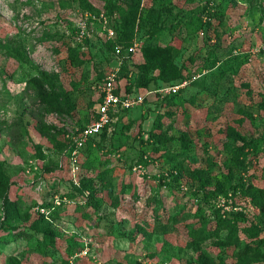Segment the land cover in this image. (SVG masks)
Wrapping results in <instances>:
<instances>
[{
  "label": "rangeland",
  "instance_id": "374dc122",
  "mask_svg": "<svg viewBox=\"0 0 264 264\" xmlns=\"http://www.w3.org/2000/svg\"><path fill=\"white\" fill-rule=\"evenodd\" d=\"M91 1L116 23L135 3ZM74 3L0 0V169L10 182L0 195V233L14 226L27 232L0 243V264H264L239 255L264 239V199L259 206L232 187L244 181L264 189V0H141V52L127 58L128 82L138 84L135 64L146 45H174L177 67L202 78L172 104L151 94L120 113L103 149L82 153L76 176L67 149L93 120L103 78L119 64L110 63L98 35L82 43L87 62L70 63L63 42L75 32ZM196 18L211 20L212 28L189 27ZM159 118L164 143L157 151L149 130ZM183 133L191 144L177 180L163 152L182 150ZM196 168L207 182L190 179ZM83 176L98 188L111 186L100 193V207L79 209L89 193L81 192ZM56 196L68 201L51 231L32 229L36 204ZM220 214L233 218L237 239L229 229L214 232ZM38 241L51 247L41 253ZM85 244L89 254L80 256Z\"/></svg>",
  "mask_w": 264,
  "mask_h": 264
},
{
  "label": "trees",
  "instance_id": "16d2710c",
  "mask_svg": "<svg viewBox=\"0 0 264 264\" xmlns=\"http://www.w3.org/2000/svg\"><path fill=\"white\" fill-rule=\"evenodd\" d=\"M134 1L135 3L133 5L128 6L126 9H122L121 19H120V22L118 23L114 22L115 19L113 17L114 16L113 14H111L109 11L101 10L95 4H93L91 0H75V3L73 5L74 7L73 6L72 7L75 9L89 10L97 15H99L101 12H104L107 15L108 19L110 20V25L114 28L116 32V37L114 39L98 37V40L104 41L107 48L111 50L110 54L113 58L110 61L111 64H113L112 63L113 61H117L115 54H114L115 46L118 44L124 46V50L121 53L122 64L120 68L121 70L119 72V80L123 81L124 79H126V84L123 86V88H125L127 92H131L135 88L136 89H141V88L157 89L166 84H171V83L180 81L185 78H191L193 74L187 75L186 73H184L185 67H180V68L177 67L175 63L176 48L174 45H170V44L166 46L146 45L143 48V52H144L143 62L135 64L137 70L142 71V74L139 76L138 84L137 83L133 84L132 82H128L129 81L128 77L130 75V72L133 71V69L130 67L131 64L127 62V58L133 55L128 54L126 52V48L134 42L135 37L137 36V31H138L137 28L140 27V24L142 22L141 20L142 10L140 8L141 0H134ZM210 21L211 20H206L203 23L201 18H196L194 22L189 25V27H192V28L194 27L196 31L197 30L199 31V29L200 30L203 29L204 26H209L212 28V23ZM97 26L100 27V24L97 23ZM96 40L97 39H88V40H85L84 42L89 43V42H94ZM63 45L65 49L67 50L68 59L70 60V63L73 66L80 67L87 62V59L83 57V54H82L84 53L82 52L83 50H81L82 43H79L76 40V34L74 32V27H73V32L69 34L67 41L63 42ZM201 78L202 76H200L196 80H193L191 83H194L200 80ZM38 94L41 96L43 100L47 102L50 101L49 100L50 96L48 95L46 90L41 88L38 90ZM179 94L180 92L175 95H170V96L166 95L164 97H160L159 95H157V97L164 98V99L167 98L168 103L172 104L173 96H177ZM101 99H102V93L100 91L98 102H100ZM262 105L264 106V103ZM130 110H123L120 113L124 115ZM94 111L96 115L95 108H94ZM115 123L116 122H114L113 125ZM162 127H163V124L161 122V119L159 118L153 123L152 128L149 130V139L154 141V145L156 143H159L157 144L158 146H155V149L157 151L161 150V146L164 143L162 140V136L164 135V132L163 131L161 132ZM112 131H108V128H105L101 133L91 137L88 140L87 144L81 149L80 168H82L81 166L82 153L86 150L91 151L92 149H96V148L103 149V146H101L102 140L104 138L109 137ZM177 140L180 141V148L182 150H176V149L172 150L171 148H165L163 155L166 157V159L170 163L174 164V167L176 169H178L177 174L174 175L172 173V175L177 180H179L181 177L184 176V173H185L181 156L189 148L191 144V140L187 136L186 133H183L181 136H179ZM72 148H73V144L67 150L69 151ZM203 173L205 172L202 168L193 169V175L190 176V179L192 180L193 178L198 177L199 179L204 180ZM81 181H82L81 192L83 193L84 190H89V193L86 195L85 202L79 203L78 207L80 210H82L84 206L86 207L88 205H93L95 208L100 207L101 204L103 203V198L101 199L99 197L100 193H102L104 189H107L109 191L112 190L111 186L106 187L104 184L101 186V188H98L94 180L92 178H87L86 176H83ZM204 181L207 182L208 180H204ZM9 186H10L9 177L4 173L3 170L0 169V195L7 192L9 189ZM238 186L241 188V192H243L247 196H251L254 199V201L257 203V205L262 206L263 199H264V189H259L253 183L251 182L245 183L244 181H241L239 182V184H237L236 186H232V187H238ZM65 203L66 201H63L61 206ZM36 205L49 208L50 212H49V215H47L34 208L33 211L35 215L37 216V218L33 222L32 229L37 230V231L42 229L45 233H48L51 231L52 225L55 223V221L58 218L57 215L61 211L60 210L61 206H57L54 209H52V206H53L52 202L41 203V204H36ZM81 215L88 216L86 212H83ZM237 227L238 226L234 222L233 218L223 217L220 214L218 217L214 232L217 234L222 229H229V232H228L229 238L237 239L238 238L236 235L238 231ZM11 229L13 230V232L9 233L8 235L4 236L0 233V243L10 242L12 239H16L20 237L21 235L27 233L25 230H23L19 226L11 227ZM28 233L29 234L27 237H32L33 234L31 232H28ZM203 235H204V232H203ZM52 242H54L53 237H52ZM38 243H39V252L41 253H45L47 249L49 250V248L51 247V243H46L45 241L41 243L38 241ZM261 245H264V239L258 240V245L257 244L256 245H252V244L246 245L244 249L239 252V255L244 256L246 260L254 259L255 261H262L264 260V252L261 251L260 249ZM241 261L245 262V260H241ZM221 264H224V263L222 262Z\"/></svg>",
  "mask_w": 264,
  "mask_h": 264
},
{
  "label": "built area",
  "instance_id": "2783aa9c",
  "mask_svg": "<svg viewBox=\"0 0 264 264\" xmlns=\"http://www.w3.org/2000/svg\"><path fill=\"white\" fill-rule=\"evenodd\" d=\"M73 14H76L75 22V34L76 40L79 43H83L85 40L104 37L107 39H114L116 32L110 25V20L107 15L101 12L99 15L94 14L89 10L76 9ZM97 23L100 24V29H97ZM124 50L123 45H116L114 48V54L118 61V66L113 67L106 74L101 85L102 99L95 106L96 115L94 119L81 128L78 134L73 138V148L68 151L70 171L73 176L80 173V155L81 149L87 144L88 140L101 133L105 128L108 131H112L113 123L118 120L119 113L123 110H130L136 106L145 103L148 96L159 95L164 97L166 95H175L181 92L187 87L193 80H196L201 76L200 73L193 74L191 78H185L180 81L163 85L157 89L141 88L137 90L133 89L131 92H127L123 88L124 84L122 80H119V72L122 64L121 53ZM128 54L135 55L141 52V44L139 41L134 42L126 48ZM76 183H78L76 181ZM63 201H68L67 198H61L56 196L51 202L53 203L52 209L57 206H61ZM36 210L49 215L50 209L43 206H36ZM89 244H85V247L80 251V256H86L89 254ZM71 264H75L71 261Z\"/></svg>",
  "mask_w": 264,
  "mask_h": 264
}]
</instances>
